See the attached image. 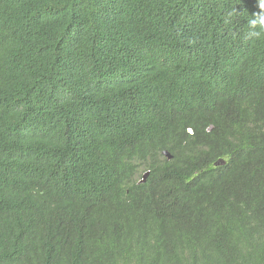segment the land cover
<instances>
[{"label":"trees","instance_id":"obj_1","mask_svg":"<svg viewBox=\"0 0 264 264\" xmlns=\"http://www.w3.org/2000/svg\"><path fill=\"white\" fill-rule=\"evenodd\" d=\"M258 11L0 0V264H264Z\"/></svg>","mask_w":264,"mask_h":264},{"label":"clouds","instance_id":"obj_2","mask_svg":"<svg viewBox=\"0 0 264 264\" xmlns=\"http://www.w3.org/2000/svg\"><path fill=\"white\" fill-rule=\"evenodd\" d=\"M257 4L259 11L254 13L252 18L247 22L248 30L245 33L246 39L259 38L264 35V0H257ZM231 16L232 13H229V17ZM225 23H231V19L225 20Z\"/></svg>","mask_w":264,"mask_h":264},{"label":"water","instance_id":"obj_3","mask_svg":"<svg viewBox=\"0 0 264 264\" xmlns=\"http://www.w3.org/2000/svg\"><path fill=\"white\" fill-rule=\"evenodd\" d=\"M162 156L163 157H165L167 160H170L171 159V156L167 153V152H162ZM224 163L223 162H221V163H215L214 164V166L216 167V166H219V165H223ZM148 171L147 172H145L143 175H142V177H141V179L138 181V184H143L144 182H145V180H146V178H147V176H148Z\"/></svg>","mask_w":264,"mask_h":264},{"label":"rangeland","instance_id":"obj_4","mask_svg":"<svg viewBox=\"0 0 264 264\" xmlns=\"http://www.w3.org/2000/svg\"><path fill=\"white\" fill-rule=\"evenodd\" d=\"M144 173H145V172H144ZM144 173H143V174H144ZM143 174H142V175H143ZM142 175L140 176V178L142 177ZM140 178H137V180H140Z\"/></svg>","mask_w":264,"mask_h":264}]
</instances>
